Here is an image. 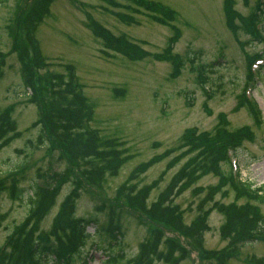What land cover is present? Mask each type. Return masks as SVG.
<instances>
[{
  "label": "rangeland",
  "instance_id": "rangeland-1",
  "mask_svg": "<svg viewBox=\"0 0 264 264\" xmlns=\"http://www.w3.org/2000/svg\"><path fill=\"white\" fill-rule=\"evenodd\" d=\"M230 1L236 26L241 18L249 17L257 3ZM34 2L0 0V109L10 111L20 134L0 151V181L5 180L0 185V245L26 218L31 207V187L47 181L50 187L57 188L55 203L41 222L42 228L48 229L74 181L82 186L74 216L90 221L86 231L93 236L71 264H84L85 258L87 264H104L110 254L118 255L116 264H126L147 237L146 223L124 208V236L121 244L114 246L109 235L98 234L92 226L97 223L106 228L109 209H119L114 198L116 189L140 164L153 162L133 182L140 188L157 181L148 202L155 200L181 164L167 169L181 151L175 153L174 149L186 130L208 133L220 124L229 131L243 130L245 136L234 159L236 170L241 181L252 184V188L261 187L264 195V61L254 86L245 90L253 111L239 105L247 83V59L257 52L264 57V40L252 41L241 30L231 31L225 20L224 0H53L42 15L34 14L29 48L24 22ZM150 2L163 9L153 5L154 10H148ZM168 10L171 18L164 15ZM98 25L137 47L143 53L141 58L131 60L106 49L92 31V26ZM19 47L27 54L33 51L37 63L41 58L40 76L64 77L69 66L74 69L81 94L91 108L89 126L125 158L118 174L106 177L102 189L88 187L92 185L80 177L74 162L60 147L37 142L38 129L31 124L38 109L29 101L22 84ZM168 48L180 59L177 71L171 61L161 58ZM54 174L56 178L64 175L55 181L56 178L51 180ZM216 182V177L207 175L195 185ZM13 184L21 189L22 200L10 199L7 188ZM215 201L231 203L234 194H218ZM198 203L199 197L191 189L173 200L187 224L196 216ZM98 206L103 210L96 209ZM212 206L211 202L204 209ZM260 210L264 214V203ZM223 221V216L211 209L202 244L215 258L207 254V259L200 261L191 251L179 264H264V241L237 245L227 260L218 257L221 252L224 257L229 252L227 240L220 235Z\"/></svg>",
  "mask_w": 264,
  "mask_h": 264
},
{
  "label": "trees",
  "instance_id": "trees-1",
  "mask_svg": "<svg viewBox=\"0 0 264 264\" xmlns=\"http://www.w3.org/2000/svg\"><path fill=\"white\" fill-rule=\"evenodd\" d=\"M52 1L36 0L31 6L30 13L27 14L28 19L24 22L27 40L30 37L29 30L34 21V14L41 12L42 15ZM150 4L152 7L148 10H154L153 5L157 8L156 4ZM224 5L228 27L237 32L239 27L233 23L231 3L225 0ZM262 6L264 0L255 6L249 17L240 19L241 30L256 39L259 38L256 24L264 19ZM168 11L165 16L171 18V11ZM92 31L102 40L106 49L123 54L131 60L140 57V52L134 47L121 38L112 36L99 25L92 26ZM28 43V46H31L29 41ZM19 48V62L24 72L21 77L22 84L25 90L31 91L29 101L38 109L36 119L31 124V127L38 129L37 142L47 145V141H50L48 145L60 147L69 161L74 162L80 177L92 185L88 187L102 189L106 177H115L125 158L121 157L112 143H107L101 136L99 138V134L88 127L91 108L87 106L88 102L76 86L72 67H68V74L64 77L59 74H53L50 78L40 76L37 70L42 66L41 58L39 57L37 63L35 57L30 59L28 54ZM165 52L161 58L171 61L174 71L179 70L178 65L181 62L178 56L171 55L169 48ZM177 73L179 74V71L175 74ZM2 75L1 71L0 77ZM239 105L253 111V106L242 94ZM19 135L10 111L0 109V151ZM244 136L243 130L229 131L223 124L208 133L186 130L178 139V147L174 149L175 153L181 151L174 155L167 169L181 164L155 200L148 202L157 181L140 188L133 182L138 175L152 166L153 162L140 164L130 173L129 179L116 189L114 198L119 209H109L107 227L102 229L95 223V232L111 236L113 246L116 243L120 245L124 236L121 232L122 217L125 216L123 213L121 217V213L124 208L146 223L147 237L139 243L137 253L128 258L126 264H179L189 257L191 251L197 253L200 261L207 259V254L208 257L215 258V254L208 253L202 244L203 234L208 230L207 216L211 209L223 216L220 235L229 244L226 257L223 252L218 257L229 259L233 248L243 241L264 237V214L260 210L264 195L261 194V187L252 188V184L238 180L230 167L231 152L238 148ZM64 174L69 173L66 171ZM63 175L56 178L54 174L51 180L56 178L57 181ZM207 175L216 177L217 182L191 188ZM3 181L5 180L0 181V185ZM72 185L48 229H43L41 222L55 203L57 188L50 187L47 181L31 187V207L26 218L13 228L0 245V264H71L76 256L83 253V247L93 235L86 231L90 221L74 216L82 186L74 181ZM190 188L199 197V203L196 216L187 224L183 211L173 204V200ZM7 191L11 200H22L21 189L17 185L13 184ZM231 192L234 194L233 202L225 204L215 201L216 195L227 197ZM243 199L245 201L239 203V200ZM211 202L212 208L204 209ZM100 207L96 209L102 211L103 208ZM169 233L170 235H167ZM181 238H184L187 246ZM117 261L118 255L110 254L104 264H116ZM83 263L87 264L86 258Z\"/></svg>",
  "mask_w": 264,
  "mask_h": 264
}]
</instances>
